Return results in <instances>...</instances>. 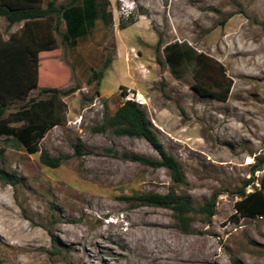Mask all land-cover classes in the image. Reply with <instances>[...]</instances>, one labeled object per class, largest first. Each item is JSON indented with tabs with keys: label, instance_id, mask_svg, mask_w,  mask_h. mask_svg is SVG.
I'll list each match as a JSON object with an SVG mask.
<instances>
[{
	"label": "rangeland",
	"instance_id": "1",
	"mask_svg": "<svg viewBox=\"0 0 264 264\" xmlns=\"http://www.w3.org/2000/svg\"><path fill=\"white\" fill-rule=\"evenodd\" d=\"M97 2L95 26L75 48L63 42L60 21L58 57L43 53L40 88L0 117V126L15 130L42 108L60 120L34 155L0 136V169L20 179L14 187L0 182V264H198L202 253L215 264H264V217L235 218L245 183L258 187L263 175L252 166L264 157V0ZM21 26L0 18L5 40ZM173 45L186 55L180 65L167 61ZM199 55L224 67L232 82L227 101L193 89ZM45 87L74 92L52 98ZM126 89L144 97L139 105L179 162L183 184L167 169L124 157L158 158L146 140L93 131L126 102ZM32 99L46 106L33 108ZM27 103L30 116L17 119ZM41 151L64 161L47 168ZM170 191L196 209L216 197L215 215L191 214L183 231L172 211L122 199Z\"/></svg>",
	"mask_w": 264,
	"mask_h": 264
},
{
	"label": "trees",
	"instance_id": "2",
	"mask_svg": "<svg viewBox=\"0 0 264 264\" xmlns=\"http://www.w3.org/2000/svg\"><path fill=\"white\" fill-rule=\"evenodd\" d=\"M58 0H51L44 8L43 0H0V18H3L9 26L22 24L21 28L5 40L0 34V117L7 108L17 102H24L29 94L42 83L43 53L57 52L55 47L56 35H61L59 23L64 21L66 32L61 35L63 42L69 43L75 48L79 39H85L95 26L98 10L101 8L97 0H71L69 5L57 6ZM48 35V36H45ZM55 36V37H54ZM178 45L167 48V61L172 65H180L186 55L178 50ZM58 57V52H57ZM57 60V66H60ZM160 62V60H159ZM197 68L194 71L195 84L193 89L200 95L227 101L232 88V82L227 78L224 67L216 60L206 57H196ZM103 75L100 72L94 75L98 79ZM68 78L65 81L67 85ZM41 93L50 94L52 98L59 94L69 95L73 90L63 92L59 88H41ZM33 108H38L35 100H29ZM28 103L22 111L16 114L17 119L30 116L27 109ZM42 112V113H41ZM40 113L35 112V119H29V125L15 130L7 124L0 126V136H8L17 139L29 154H37L36 144L42 140L51 128L60 124L59 119H52L50 111L42 108ZM111 132L118 137L138 138L146 140L152 149L158 154V158L149 159L139 155L124 154L134 162L152 168H164L170 173L175 185L184 183L185 177L179 162L169 154L163 144L156 137L153 126L142 107L126 101L113 116H107L100 126L93 129L96 133ZM3 150H0L2 156ZM77 154H80V145H77ZM64 159L51 157L46 151H41L39 162L41 165L57 169ZM263 172L258 181L248 180L242 191L238 194L239 201L235 204V218H263L264 217V157H255L252 166V174ZM0 182L17 186L20 179L13 173L0 169ZM254 185L252 192L247 193L245 188ZM125 201H138L147 206L164 208L173 212L175 220L183 231L190 227L191 214L203 213L208 219L215 215L216 197L203 207L196 209L188 197L177 195L170 191L165 195L158 193H143L136 196H125ZM235 264H242L235 261Z\"/></svg>",
	"mask_w": 264,
	"mask_h": 264
},
{
	"label": "built area",
	"instance_id": "3",
	"mask_svg": "<svg viewBox=\"0 0 264 264\" xmlns=\"http://www.w3.org/2000/svg\"><path fill=\"white\" fill-rule=\"evenodd\" d=\"M118 1H122V0H118ZM125 100L130 101V102H135L137 104L142 105L144 101V97L138 93H135L134 91L130 89H126L125 90Z\"/></svg>",
	"mask_w": 264,
	"mask_h": 264
},
{
	"label": "bare ground",
	"instance_id": "4",
	"mask_svg": "<svg viewBox=\"0 0 264 264\" xmlns=\"http://www.w3.org/2000/svg\"><path fill=\"white\" fill-rule=\"evenodd\" d=\"M237 4V3H236ZM201 256V255H200ZM199 257V256H198ZM212 257V256H211ZM210 256H205L202 253V257H200L198 260H196V262L199 264H215V261L210 259Z\"/></svg>",
	"mask_w": 264,
	"mask_h": 264
}]
</instances>
